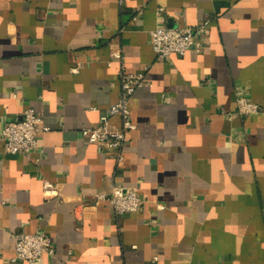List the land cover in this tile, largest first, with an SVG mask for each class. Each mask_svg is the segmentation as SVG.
Returning a JSON list of instances; mask_svg holds the SVG:
<instances>
[{"label": "crops", "instance_id": "crops-1", "mask_svg": "<svg viewBox=\"0 0 264 264\" xmlns=\"http://www.w3.org/2000/svg\"><path fill=\"white\" fill-rule=\"evenodd\" d=\"M206 18L199 51H153L157 24ZM121 65L146 83L118 166L80 129L118 98ZM238 95L264 104V0H0V264H26L14 236L42 230L55 251L34 264H264V115L237 114ZM28 106L48 129L8 153L1 128ZM113 184L138 209L92 201Z\"/></svg>", "mask_w": 264, "mask_h": 264}, {"label": "built area", "instance_id": "built-area-1", "mask_svg": "<svg viewBox=\"0 0 264 264\" xmlns=\"http://www.w3.org/2000/svg\"><path fill=\"white\" fill-rule=\"evenodd\" d=\"M122 2V0H119ZM136 14L133 15V18ZM208 19L206 18L196 26L177 25L167 26L157 24L149 32L150 43L153 51L159 57H168L172 54L183 55L191 48L199 51L201 42L199 35L204 33ZM111 58L122 63L120 49L111 52ZM78 65L73 66L76 71ZM118 83L120 91L118 98L109 104L106 110L99 115L98 122L92 126H83L81 135L90 143L110 153L116 165L121 166L124 162L123 145L126 134L135 127L131 119L128 100L136 86L145 82L143 71L129 72L122 65L118 71ZM237 114L261 113L264 115V104L247 99L244 95L236 98ZM118 117V123L114 124L110 118ZM48 129L43 123L40 112L34 107L28 106L12 119L6 120L1 128L3 148L12 154H27L37 149L38 134ZM39 157L36 158V161ZM43 195L46 198L59 197V189L49 180L43 181ZM92 201L98 203L105 200L111 206L115 214L131 212L140 206L142 197L133 186L113 184L108 192L98 191L92 194ZM85 201V200H84ZM81 202L80 205H86ZM12 261H23L26 264H34L43 254H53L54 244L48 232H17L13 241Z\"/></svg>", "mask_w": 264, "mask_h": 264}]
</instances>
